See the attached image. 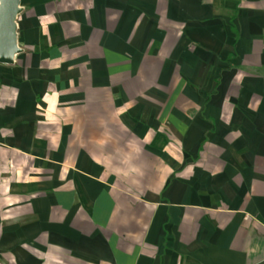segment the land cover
Instances as JSON below:
<instances>
[{
    "label": "crops",
    "instance_id": "crops-1",
    "mask_svg": "<svg viewBox=\"0 0 264 264\" xmlns=\"http://www.w3.org/2000/svg\"><path fill=\"white\" fill-rule=\"evenodd\" d=\"M19 8L0 264H264V0Z\"/></svg>",
    "mask_w": 264,
    "mask_h": 264
},
{
    "label": "water",
    "instance_id": "water-1",
    "mask_svg": "<svg viewBox=\"0 0 264 264\" xmlns=\"http://www.w3.org/2000/svg\"><path fill=\"white\" fill-rule=\"evenodd\" d=\"M19 12V0H0V64L11 65L14 56L21 52L17 46L15 23Z\"/></svg>",
    "mask_w": 264,
    "mask_h": 264
}]
</instances>
